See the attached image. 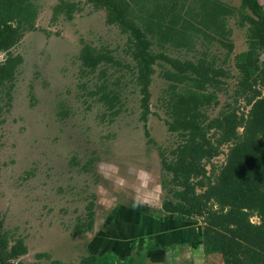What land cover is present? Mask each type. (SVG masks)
Masks as SVG:
<instances>
[{
  "label": "trees",
  "instance_id": "16d2710c",
  "mask_svg": "<svg viewBox=\"0 0 264 264\" xmlns=\"http://www.w3.org/2000/svg\"><path fill=\"white\" fill-rule=\"evenodd\" d=\"M83 2L104 12L106 24L120 32L125 44L121 54L83 44L77 57L80 77L86 79L82 88L94 83L89 95L115 118L123 109V88L121 77L114 76L123 69L131 75L145 136L160 158L161 208L138 201L118 204L106 222L126 223L131 215L140 221L139 230L131 227L111 240L104 236L105 223L106 231L93 241L97 248H89L77 262L37 254L35 262L25 263V240L2 231L0 264H149L151 226L168 221L198 227L206 256L219 255L224 264H264V1L239 0L238 6L221 0ZM80 6L59 0L52 21L73 20ZM38 16L32 0H0V55L5 56L0 61V103L12 99L23 62L13 52L36 30ZM231 24L245 32L240 53L235 52ZM157 74L164 88L156 109L165 117L170 145L157 144L147 129ZM221 156L225 159L218 165L215 160ZM95 222L93 201L76 220L74 235L92 233ZM133 237L137 241L128 243Z\"/></svg>",
  "mask_w": 264,
  "mask_h": 264
},
{
  "label": "rangeland",
  "instance_id": "374dc122",
  "mask_svg": "<svg viewBox=\"0 0 264 264\" xmlns=\"http://www.w3.org/2000/svg\"><path fill=\"white\" fill-rule=\"evenodd\" d=\"M32 1L39 13L36 30L13 52L23 62L12 99L0 103V232L25 240L29 249L21 258L25 263L35 262L37 254L77 262L94 251L96 235L106 231L108 212L118 204L138 201L161 208L160 158L148 144L140 121V96L127 70L114 76L121 77L123 88V109L115 118L89 95L94 83L82 88L86 79L80 77L77 57L83 44L118 54L125 44L120 32L106 24L105 13L84 0H68L81 3L82 10L71 21L53 22L52 9L59 0ZM221 1L239 5V0ZM230 26L235 52L240 53L245 50V32ZM4 58L0 55V61ZM99 71L91 77L97 78ZM163 88L157 74L151 87L154 115L147 129L157 144L170 145L173 139L165 117L156 109ZM224 159L221 156L215 163ZM93 201L94 230L76 237V220ZM104 236L119 235L108 229Z\"/></svg>",
  "mask_w": 264,
  "mask_h": 264
},
{
  "label": "crops",
  "instance_id": "0c3cea01",
  "mask_svg": "<svg viewBox=\"0 0 264 264\" xmlns=\"http://www.w3.org/2000/svg\"><path fill=\"white\" fill-rule=\"evenodd\" d=\"M121 221L122 219L114 220L111 223L106 222L107 233L108 229H114L120 235L122 231L138 229L140 225V221L137 223L131 215L125 220L129 225L124 221L121 223ZM134 221L135 223H133ZM151 227L154 235L151 238L153 241L149 242L150 247L147 248L149 264H220L218 255L206 256L204 254L198 227L188 228L185 225L181 227L180 223L171 221L163 224L155 223ZM183 232L185 235H182ZM110 234L108 236H111ZM110 238L112 239V237H108V239ZM112 240H118V237L116 236V239ZM133 241H137L136 237L127 240L128 243Z\"/></svg>",
  "mask_w": 264,
  "mask_h": 264
},
{
  "label": "clouds",
  "instance_id": "9594fccd",
  "mask_svg": "<svg viewBox=\"0 0 264 264\" xmlns=\"http://www.w3.org/2000/svg\"><path fill=\"white\" fill-rule=\"evenodd\" d=\"M144 175H146V174H144Z\"/></svg>",
  "mask_w": 264,
  "mask_h": 264
}]
</instances>
